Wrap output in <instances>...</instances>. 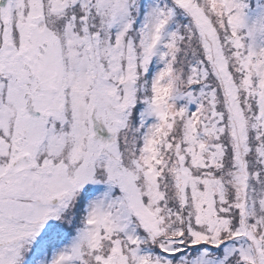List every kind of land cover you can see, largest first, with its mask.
<instances>
[{
    "label": "snow or ice",
    "instance_id": "snow-or-ice-1",
    "mask_svg": "<svg viewBox=\"0 0 264 264\" xmlns=\"http://www.w3.org/2000/svg\"><path fill=\"white\" fill-rule=\"evenodd\" d=\"M0 264H264V0H0Z\"/></svg>",
    "mask_w": 264,
    "mask_h": 264
}]
</instances>
